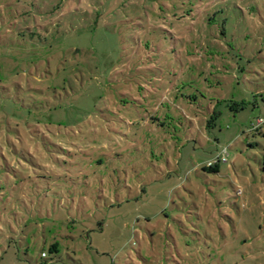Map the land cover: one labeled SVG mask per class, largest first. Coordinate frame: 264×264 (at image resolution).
I'll return each instance as SVG.
<instances>
[{
  "label": "rangeland",
  "instance_id": "obj_1",
  "mask_svg": "<svg viewBox=\"0 0 264 264\" xmlns=\"http://www.w3.org/2000/svg\"><path fill=\"white\" fill-rule=\"evenodd\" d=\"M258 119L264 0H0V264H264Z\"/></svg>",
  "mask_w": 264,
  "mask_h": 264
},
{
  "label": "trees",
  "instance_id": "obj_2",
  "mask_svg": "<svg viewBox=\"0 0 264 264\" xmlns=\"http://www.w3.org/2000/svg\"><path fill=\"white\" fill-rule=\"evenodd\" d=\"M264 127V124H262V125H257V124H255L254 126H253V130H255V131H260L262 128ZM219 155L215 158V160H214V162L212 163V164H215L216 166L214 167V168H211V167H209V169L210 170H213V171H216V169H217V165L219 164V163H222L221 161H219ZM212 164H208V165H212ZM223 164V163H222ZM51 250L53 251V252H56V245H54L52 248H51ZM42 257H45V254H42Z\"/></svg>",
  "mask_w": 264,
  "mask_h": 264
},
{
  "label": "built area",
  "instance_id": "obj_3",
  "mask_svg": "<svg viewBox=\"0 0 264 264\" xmlns=\"http://www.w3.org/2000/svg\"><path fill=\"white\" fill-rule=\"evenodd\" d=\"M256 124L257 125H262V124H264V119H258L257 120V122H256ZM219 161H221V162H224L225 161V158H224V156H222V155H219Z\"/></svg>",
  "mask_w": 264,
  "mask_h": 264
}]
</instances>
